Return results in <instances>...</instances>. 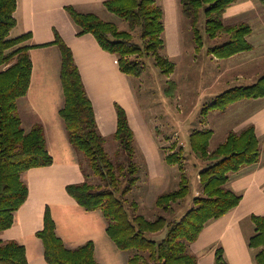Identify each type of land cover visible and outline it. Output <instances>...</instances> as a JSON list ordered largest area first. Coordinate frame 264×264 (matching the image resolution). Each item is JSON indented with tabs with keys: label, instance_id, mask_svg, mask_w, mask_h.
Wrapping results in <instances>:
<instances>
[{
	"label": "trees",
	"instance_id": "trees-1",
	"mask_svg": "<svg viewBox=\"0 0 264 264\" xmlns=\"http://www.w3.org/2000/svg\"><path fill=\"white\" fill-rule=\"evenodd\" d=\"M236 0H179L181 13L188 19L198 47L203 43L200 29L204 28L209 38L224 36L225 42L209 50L216 58H228L251 50L247 39L251 26L246 22L226 24L223 15ZM264 6V0H260ZM106 9L126 20L131 31L120 30L110 21L94 13H82L73 5L65 10L77 25V35L91 33L99 45L115 55L119 70L138 77L144 71L142 59L153 55L156 65L169 75L174 63L163 55L164 10L157 0H105ZM17 0H0V232L14 222V212L25 202L28 186L22 179L24 171L32 167L50 165L53 158L47 149L44 128L35 123L29 130L22 125L17 112V100L23 97L31 82L33 68L27 44L31 37L26 32L10 36L16 25L14 12ZM139 28L141 44L135 41L133 30ZM61 51L60 77L64 92V104L59 110L67 136L73 148L84 155L92 172L101 183L82 181L69 183L66 190L85 210L102 211L106 232L116 247L122 251L135 249L128 256L127 264H198L197 256L189 250L205 225L235 207L241 195L227 187L229 173L245 165L256 163L260 158L259 139L253 124L240 132L230 130L226 139L213 150L209 142L212 129H194L188 136L192 151L205 166L198 171L200 192L193 198V206L180 217L177 205L190 192V180L182 174L179 187L158 195L155 205L160 211L154 220L140 214L130 213L124 196L139 179V167L135 161L134 132L129 124L126 110L116 104L117 124L114 137L119 144L116 158L112 160L105 150V138L99 131L92 102L88 97L71 48L55 32L53 42ZM42 44L39 46H43ZM199 49V48H198ZM197 50V48H196ZM171 82L173 80H170ZM175 82L168 94L172 95ZM264 97V76L249 85L234 86L220 93L213 102L206 104L202 114L210 110H224L230 103L245 98ZM169 163H181L185 159L184 148L166 157ZM134 209L137 203L132 202ZM254 233L248 244L257 248L255 263L264 264V215L253 214ZM55 221L49 208L44 214L42 229L36 232L44 246L48 264H101L94 258V242L88 240L67 248L56 234ZM165 230L161 239L149 234ZM0 264H28L25 246L16 240L0 239ZM214 264H229L223 247L215 249Z\"/></svg>",
	"mask_w": 264,
	"mask_h": 264
},
{
	"label": "crops",
	"instance_id": "crops-1",
	"mask_svg": "<svg viewBox=\"0 0 264 264\" xmlns=\"http://www.w3.org/2000/svg\"><path fill=\"white\" fill-rule=\"evenodd\" d=\"M104 1L17 0L14 12L16 25L11 29L10 36L31 33L27 44L32 46L29 53L33 63L29 89L17 100V112L22 124L27 121L30 128L35 123L43 125L47 149L53 158L50 165L32 167L23 172L22 179L29 189L27 199L14 212L13 224L0 232L1 241L16 240L25 246L28 264H48L43 242L36 234L43 227L46 208H49L55 221L56 234L67 248L92 240L97 262L115 264L116 261H108V256L113 257L117 253L114 252V242L107 235V221L102 211L85 210L66 190L67 184L82 182L83 176L78 157L68 140L65 122L59 114L64 104L60 77L61 51L51 43L55 32H58L71 48L92 102L98 128L108 126L110 131L116 130V104H120L129 115L131 86L128 75L119 70L115 55L104 50L94 35H77V25L65 10L66 5H73L82 13H94L106 20L112 14H109ZM172 1L176 7L177 1ZM261 4L257 0H236L232 9L244 16L248 13L256 16L261 12ZM232 9H226V17ZM243 22L251 26L247 39L253 45L251 50L244 52L255 51L264 55V49L258 47L264 43V20L260 23L262 31H258L256 21L248 19ZM252 35L255 42L250 39ZM42 44L46 45L39 46ZM210 111L206 119L212 115ZM221 113L231 124L225 131V139L230 130L240 132L246 126L254 125L260 158L256 163L229 173L226 185L240 194L241 199L226 214L208 222L194 245L207 250L200 264L205 261L206 264H214L215 249L219 246L223 247L229 264H256L254 257L258 249L250 247L248 240L254 233L251 216L264 215V97L237 100ZM125 260L123 258V264Z\"/></svg>",
	"mask_w": 264,
	"mask_h": 264
},
{
	"label": "rangeland",
	"instance_id": "rangeland-1",
	"mask_svg": "<svg viewBox=\"0 0 264 264\" xmlns=\"http://www.w3.org/2000/svg\"><path fill=\"white\" fill-rule=\"evenodd\" d=\"M176 1L178 5L175 7L172 0H157L164 10L162 52L174 63V71L169 75L164 74L156 65L154 56L149 54L142 59L143 73L138 77L128 75L131 86L128 120L134 132L135 161L139 167V179L124 196V200L130 213L140 214L150 220H154L160 213L155 205L158 195L177 189L182 174L187 175L190 180V192L176 206L175 217H180L193 206V198L201 190L198 171L205 166V162L192 151L189 134L194 129H212L214 134L209 142L210 150L225 139V131L231 125L227 116L221 113L222 110L214 109L210 111L212 115L206 119L208 113L202 114L203 107L213 102L220 93L234 86L252 84L264 76V55L255 51L221 59L210 55L209 50L221 45L226 38H209L204 28V18L199 26L203 43L198 47L191 24L181 13L179 0ZM257 2L261 4L259 0ZM232 7L231 4L227 9ZM261 8V12L256 16L250 13L244 16L234 12L233 8L227 17L226 12L224 13L223 19L226 24H236L248 19L256 21L258 31H262V4ZM106 20L115 23L120 30L131 31L128 22L116 14ZM132 33L135 41L141 44L139 28ZM250 39L255 42L254 35L250 36ZM258 47L264 49V43ZM170 80L176 83L172 95L168 94L170 87H173V81ZM22 125L26 131L29 130L27 121ZM99 131L105 138L104 146L108 156L115 160L116 151L119 150V144L114 137L115 130L110 131L106 126L101 129L99 127ZM179 146L184 148L185 159L181 163H169L165 157L177 151ZM75 154L79 160L83 181L101 183L84 155L76 150ZM132 202L137 203L136 209L131 205ZM165 233V230H161L148 236L159 240ZM203 249L204 247H198L194 243L189 246V250L197 256L198 264L207 254V250ZM114 252L117 254L108 256L109 262L116 259L115 264H123V258H126L127 264L128 256L133 254L135 249L122 251L115 245ZM204 263L206 264V261Z\"/></svg>",
	"mask_w": 264,
	"mask_h": 264
}]
</instances>
